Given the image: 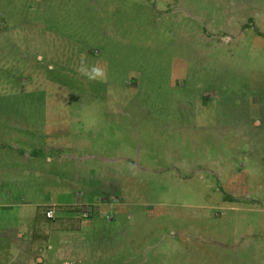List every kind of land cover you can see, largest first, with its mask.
<instances>
[{
    "label": "rangeland",
    "instance_id": "1",
    "mask_svg": "<svg viewBox=\"0 0 264 264\" xmlns=\"http://www.w3.org/2000/svg\"><path fill=\"white\" fill-rule=\"evenodd\" d=\"M0 264H264V0H0Z\"/></svg>",
    "mask_w": 264,
    "mask_h": 264
},
{
    "label": "built area",
    "instance_id": "2",
    "mask_svg": "<svg viewBox=\"0 0 264 264\" xmlns=\"http://www.w3.org/2000/svg\"><path fill=\"white\" fill-rule=\"evenodd\" d=\"M45 214H46V217L47 218H52L53 217V214H54L53 208L47 209L46 212H45Z\"/></svg>",
    "mask_w": 264,
    "mask_h": 264
},
{
    "label": "trees",
    "instance_id": "3",
    "mask_svg": "<svg viewBox=\"0 0 264 264\" xmlns=\"http://www.w3.org/2000/svg\"><path fill=\"white\" fill-rule=\"evenodd\" d=\"M47 209H48V208H47ZM47 209H46V210H47ZM46 210H45V212H46ZM45 212H44V214H45ZM44 216L46 217V214H45ZM46 218H47V217H46Z\"/></svg>",
    "mask_w": 264,
    "mask_h": 264
},
{
    "label": "clouds",
    "instance_id": "4",
    "mask_svg": "<svg viewBox=\"0 0 264 264\" xmlns=\"http://www.w3.org/2000/svg\"><path fill=\"white\" fill-rule=\"evenodd\" d=\"M51 208V207H50ZM49 209V208H48Z\"/></svg>",
    "mask_w": 264,
    "mask_h": 264
}]
</instances>
